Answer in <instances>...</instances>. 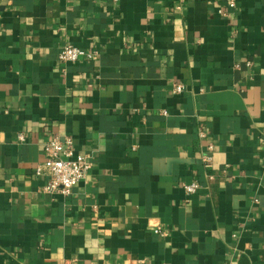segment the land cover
Returning <instances> with one entry per match:
<instances>
[{
	"label": "crops",
	"instance_id": "obj_1",
	"mask_svg": "<svg viewBox=\"0 0 264 264\" xmlns=\"http://www.w3.org/2000/svg\"><path fill=\"white\" fill-rule=\"evenodd\" d=\"M0 264H264V0H0Z\"/></svg>",
	"mask_w": 264,
	"mask_h": 264
},
{
	"label": "built area",
	"instance_id": "obj_2",
	"mask_svg": "<svg viewBox=\"0 0 264 264\" xmlns=\"http://www.w3.org/2000/svg\"><path fill=\"white\" fill-rule=\"evenodd\" d=\"M234 6V2H231ZM82 58L93 59L95 54L75 45H65L59 52V59L63 63H76ZM184 89L182 84L174 86V92L180 93ZM44 160L37 164L35 174L48 178L44 187L48 193H58L68 196L80 181L84 180L90 169L92 161L85 154L77 153L72 137L64 139L56 136L47 141L43 146ZM206 166L212 163V157L204 158ZM199 183H184L183 188L187 193H195L199 189ZM156 232L162 233L160 228Z\"/></svg>",
	"mask_w": 264,
	"mask_h": 264
}]
</instances>
